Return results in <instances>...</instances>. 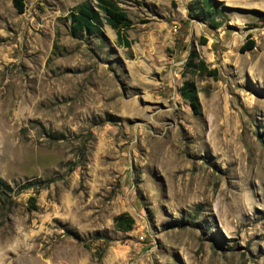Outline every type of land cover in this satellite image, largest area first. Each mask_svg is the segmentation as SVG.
Segmentation results:
<instances>
[{
    "label": "rangeland",
    "instance_id": "1",
    "mask_svg": "<svg viewBox=\"0 0 264 264\" xmlns=\"http://www.w3.org/2000/svg\"><path fill=\"white\" fill-rule=\"evenodd\" d=\"M113 1L0 0V264H264V0Z\"/></svg>",
    "mask_w": 264,
    "mask_h": 264
},
{
    "label": "trees",
    "instance_id": "2",
    "mask_svg": "<svg viewBox=\"0 0 264 264\" xmlns=\"http://www.w3.org/2000/svg\"><path fill=\"white\" fill-rule=\"evenodd\" d=\"M96 6L81 4L70 12L64 19L68 23L69 34L73 39L79 40L83 35H93L100 32V26L104 22L116 34V43L124 48H130L131 42L127 39L126 31L132 27L131 20L126 13L113 0H95ZM15 8L21 11V0H14ZM212 4V3H211ZM206 1H202L203 8L213 11L210 12V22L214 23L217 9ZM254 48L253 41L241 47L242 53L249 52ZM185 68L191 74L216 76L215 70H208L203 61L198 60L194 52H190ZM182 98L189 102L191 108L196 113L199 110L196 91L192 83L185 82L181 90ZM9 187L0 180V192H5ZM30 206H35L34 198L29 200ZM113 226L116 231L128 232L133 227V219L127 214H120L113 220Z\"/></svg>",
    "mask_w": 264,
    "mask_h": 264
}]
</instances>
